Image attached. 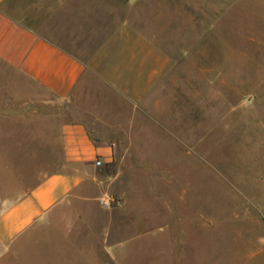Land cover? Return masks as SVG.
<instances>
[{
  "label": "rangeland",
  "instance_id": "rangeland-1",
  "mask_svg": "<svg viewBox=\"0 0 264 264\" xmlns=\"http://www.w3.org/2000/svg\"><path fill=\"white\" fill-rule=\"evenodd\" d=\"M102 1L125 18L107 40L135 34L165 57L136 136L122 139L134 153L119 184L158 233L143 244L151 259L126 264H264V0ZM40 94L0 114V212L54 158L49 132L66 107Z\"/></svg>",
  "mask_w": 264,
  "mask_h": 264
},
{
  "label": "crops",
  "instance_id": "crops-1",
  "mask_svg": "<svg viewBox=\"0 0 264 264\" xmlns=\"http://www.w3.org/2000/svg\"><path fill=\"white\" fill-rule=\"evenodd\" d=\"M105 4L0 0V114L13 112L9 106L18 100L44 101L40 93L66 107L56 117L58 129L49 132L53 141L47 144L55 149H48L54 158L46 172L0 212L6 264L20 261L19 249L28 260L26 252L35 248L32 264H126L131 257H152L143 244L157 241L158 233L133 204L139 197L133 199L118 178L122 155L134 153L122 139L136 136V107L164 73L165 57L135 34L117 31L107 40L125 18ZM108 196L119 205L105 207Z\"/></svg>",
  "mask_w": 264,
  "mask_h": 264
},
{
  "label": "built area",
  "instance_id": "built-area-1",
  "mask_svg": "<svg viewBox=\"0 0 264 264\" xmlns=\"http://www.w3.org/2000/svg\"><path fill=\"white\" fill-rule=\"evenodd\" d=\"M96 166L100 167L103 165L101 160H97L96 161ZM103 205L107 208H113L119 205V200L117 198H115L114 196H108L104 201H103Z\"/></svg>",
  "mask_w": 264,
  "mask_h": 264
}]
</instances>
